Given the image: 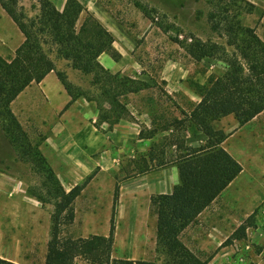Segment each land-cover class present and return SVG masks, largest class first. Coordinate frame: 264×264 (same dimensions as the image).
Here are the masks:
<instances>
[{
    "label": "rangeland",
    "instance_id": "374dc122",
    "mask_svg": "<svg viewBox=\"0 0 264 264\" xmlns=\"http://www.w3.org/2000/svg\"><path fill=\"white\" fill-rule=\"evenodd\" d=\"M17 1L27 17L38 14L36 0ZM49 1L58 10L65 3L58 8L53 0ZM245 1L254 4V7L251 8L242 0H98L133 41L132 50L113 46L119 53L117 60L106 53L116 61L118 68L117 71L110 72L135 79L139 78L134 76H141L142 79L139 80L148 83L141 91L129 93L125 98L133 119L122 120L128 121L127 131L131 127L134 138L127 139L123 150L118 151V147L111 145V155L116 159L114 163L117 164L119 178L134 174L145 167V163L147 166L151 163L155 167L156 160L145 161L146 150L150 149V142L153 140L160 142L161 150H164V154L159 153L158 158L169 160L176 152L182 151L181 147L170 143L174 137L184 140V146H193L192 144L204 138V134L195 127L179 123L175 125L172 121L182 120L183 112H189L200 101L195 91L197 85L208 83L212 77H221L226 71L227 62L217 51H220V47L225 48L228 53L235 51L233 44H230L236 39L234 32L230 30L234 21L239 20L243 27L252 29L264 43V0H256V3ZM81 15L80 20L86 14ZM23 38L0 6V56L6 60L12 58ZM213 44L218 47L215 48ZM43 46L48 53V42ZM49 55L55 62V68L69 72L68 80L85 95L95 97L100 94L98 85L90 84L91 75H84L73 69L67 60L57 58L54 52ZM40 84L31 82L26 86L10 103V109L28 140L36 144L43 154L42 150L48 153V149H44L42 144L48 140V120H51L50 115L48 117V78L43 86ZM53 103L59 105L58 100ZM85 110L87 111L86 107ZM58 116L56 113L54 119ZM234 119L232 114L223 116L213 123V127L226 134L233 132ZM90 120L101 130L97 116ZM148 121H153V127L145 126ZM3 122L4 118L0 117V170L4 172L5 192L12 188L15 191H26L28 187H40L39 176L33 172L29 163L19 158L4 135L1 129ZM165 125L168 126L167 129H161ZM175 126L179 129H175ZM241 126L239 135L229 139L226 146L243 166V173L223 194L215 198L214 203H211V210L205 212L204 217L200 215L199 219L195 218L177 237L190 254L205 264H264V187L259 183L264 182V112L258 113ZM169 129H174V133ZM140 137H144V141ZM70 145H64L65 153ZM44 157L46 158L45 155ZM52 160L60 170L63 164L53 155ZM98 169L99 166L93 173ZM52 170L55 173L53 168ZM48 203L53 210L52 202ZM222 218L226 222L220 226L218 221ZM62 220L61 218L60 236L74 238L78 227L67 224L64 227ZM210 224L212 228L209 227ZM241 224L245 229L239 227ZM238 227L240 232L237 237H233ZM205 229L208 231L205 232ZM133 231L129 235L125 228H121L119 234L131 249H116V255L126 254L132 257L117 259L130 260L133 264H178V260L174 263L158 249L154 227H137ZM207 233L211 235H206Z\"/></svg>",
    "mask_w": 264,
    "mask_h": 264
},
{
    "label": "trees",
    "instance_id": "16d2710c",
    "mask_svg": "<svg viewBox=\"0 0 264 264\" xmlns=\"http://www.w3.org/2000/svg\"><path fill=\"white\" fill-rule=\"evenodd\" d=\"M36 2L38 14L29 18L17 0H0L1 8L24 37L12 58L6 60L0 56V117L5 120L1 129L13 150L39 176L40 187H28L26 191L38 201L52 202L54 205L45 264H73L77 257L90 264H133L130 260L110 257L119 181L114 186L111 226L107 236H60L61 218L63 224L72 222L73 200L90 177L66 192L38 146L28 140L10 109V103L31 82L38 83L48 72L55 71L70 96L64 109L76 98L83 96L95 102L98 121L111 126L120 119H133L126 106V95L141 91L148 83L128 75L112 73L100 64L98 56L101 53H108L114 60L119 58V53L112 44L114 37L79 0H65L61 10L49 0ZM242 2L254 7V4L245 0ZM82 13L86 15L80 20ZM230 30L236 38L234 42H230L235 51L228 53L223 47L217 51L227 62L226 71L221 77H212L208 83L197 85L195 91L200 101L189 112H183L182 120L172 121L175 125L179 123L186 127H195L206 136L205 143L197 147L184 146V140L177 136L171 140L170 136V143L181 147V152H176L169 160L158 158L164 154V150H161L160 142H153L145 159L146 162H153L155 159V166L173 163L179 169L180 180L172 193L152 200L157 216L158 249L167 254L174 263L178 260V264H205L190 254L177 237L242 169L239 162L221 144L227 134L213 127V123L232 114L238 124L243 125L258 113L264 112V43L252 29L243 27L239 20L234 21ZM47 42L48 53L43 46ZM213 46L218 47L216 44ZM50 52H54L57 58L67 60L80 73L91 75L90 84L98 85L100 94L95 97L87 96L73 85L65 72L55 68ZM167 127L165 125L161 129L165 130ZM145 165L134 174L123 177H134L149 171L152 164ZM239 227L245 229L243 224ZM239 227L234 231L233 237H237ZM0 264L14 263L0 258Z\"/></svg>",
    "mask_w": 264,
    "mask_h": 264
},
{
    "label": "crops",
    "instance_id": "0c3cea01",
    "mask_svg": "<svg viewBox=\"0 0 264 264\" xmlns=\"http://www.w3.org/2000/svg\"><path fill=\"white\" fill-rule=\"evenodd\" d=\"M53 1L58 8L65 2V0ZM79 1L112 33L115 48L119 49L121 47L132 50V38L118 26L98 0ZM249 1L256 3V0ZM98 61L109 71H117L118 69L116 61L106 53H101L98 56ZM68 74L69 72L66 71V75ZM134 77L142 79L141 76L136 75ZM47 78L48 104L50 105L48 117L50 115L49 118H51L50 121L48 120V132L50 134L48 133V140L42 146H44V149H48V153L42 150V146H40V149L54 169L66 192L75 185L80 184L86 177H90L73 200L74 217L72 222L67 225L78 227L77 235L74 238H87L90 235L107 236L111 226L114 186L116 181H119L110 257L116 259L131 258V255L126 254L116 255V249L120 248L125 251L131 249L126 241H122L119 235L121 228H125L129 235H132L134 228L137 227L141 229L154 227L156 229L157 216L152 200L160 195L172 193L180 180L179 169L173 163L155 167L150 165V170L145 173L134 177L119 178L117 176V164L114 163L116 159L111 155L113 153L111 145L118 147V151L123 150L127 139L134 138L131 127L127 131L126 123L128 121L121 119L111 126L103 122L99 125L101 130H98L90 120L97 116L96 104L80 96L81 98H76L64 109L65 104L70 100V96L58 80L55 71L48 72L39 82L41 83L40 86H43V82ZM54 100H58L59 105H55ZM56 113L59 116L54 119ZM234 121V131L227 133V137L221 143L232 156L229 147L226 146L227 141L239 135L242 128L236 119ZM153 125V121L145 122L147 128L153 127ZM102 131H104V134H102ZM169 131L174 133L173 129H169ZM140 139L144 141V137H140ZM206 139L204 135V138L199 140L200 142H195L191 147H197L205 143ZM153 142L154 140L150 144ZM67 143L71 144L68 150H71L70 153H67L68 151L65 153L63 148ZM114 150L116 151V149ZM52 155L57 157L58 161L63 164L60 170L56 168ZM236 160L238 161V159ZM97 166H99V169L93 173ZM241 168L238 175L217 197L223 194L239 178L243 173L242 165ZM259 183L261 187H264V182L259 181ZM216 199L211 203H214ZM49 204L48 202H40L34 196L26 194L24 189L15 191L12 188L6 193L4 172L0 170V258L14 264H45L47 243L53 224L51 218L53 210L49 207ZM210 204L197 215L196 219L200 215L205 216V212L211 210L212 204ZM225 222L226 219L223 218L218 221L220 226H223ZM67 225L64 224L63 226L66 227ZM209 227L212 228V224ZM205 230V232L208 231V229ZM211 234L207 233L206 235L210 236ZM146 242L149 243L150 240H146ZM73 264L90 263L81 257H77L74 259Z\"/></svg>",
    "mask_w": 264,
    "mask_h": 264
}]
</instances>
